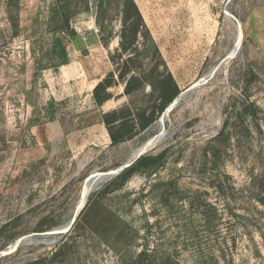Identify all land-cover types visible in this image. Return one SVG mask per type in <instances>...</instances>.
Listing matches in <instances>:
<instances>
[{
    "label": "rangeland",
    "instance_id": "rangeland-1",
    "mask_svg": "<svg viewBox=\"0 0 264 264\" xmlns=\"http://www.w3.org/2000/svg\"><path fill=\"white\" fill-rule=\"evenodd\" d=\"M122 3L72 0L69 39L49 32L55 0H0V264H136L157 239L161 194L176 190L235 214L221 227L232 251L215 264H264V206L247 189L254 176L264 192V0H137L148 32L131 39L132 16L121 47ZM166 70L180 92L164 127L169 108L111 144L103 119L157 111ZM109 76L98 106L94 89ZM237 115L214 166L211 142ZM148 157L157 160L138 163ZM126 164L131 177L107 189L101 175ZM217 171L237 190L218 197ZM183 225L163 222L162 240L183 237Z\"/></svg>",
    "mask_w": 264,
    "mask_h": 264
},
{
    "label": "trees",
    "instance_id": "trees-1",
    "mask_svg": "<svg viewBox=\"0 0 264 264\" xmlns=\"http://www.w3.org/2000/svg\"><path fill=\"white\" fill-rule=\"evenodd\" d=\"M71 2L72 0H55V7L48 21L49 32L65 33L69 39L76 37V32L71 28L70 17L66 13ZM132 16L137 18V23L131 30L132 35L130 38L135 41L141 30L148 32L134 1L123 0L121 47L126 38V25ZM62 57L64 59L67 57L65 46L62 47ZM127 74L128 71L125 70L124 75H122V73L119 74V78L123 79ZM111 78L112 76H109V78L104 79L94 89V102L98 106H101L107 100L106 98L99 97L98 92L111 87ZM157 79V111H151L147 115L143 114L139 123H135L130 117H123L116 120L114 118V121H109L106 117L103 119V123L108 130L111 144L115 145L124 140H130L134 136L145 131L154 122L156 112L162 113L165 111L179 95V88L168 70H166L164 74H157ZM134 82H137L136 77H130L124 86L125 93L129 94L134 90ZM240 118V115H237L234 119L230 116L225 118L220 132L211 142L218 143L217 146L213 145L209 149L214 166L222 162L224 144L230 142L234 135L232 130L238 125L241 120ZM233 120L239 121L233 123ZM114 124H118L119 131L116 133L109 129L110 126ZM156 160L157 159L150 157L141 158L138 163L154 162ZM218 172L219 171H217V175L210 180L209 184V188L215 191L218 197H224L227 193L232 194L233 191L237 190L232 183V179H230L226 173ZM132 173L133 168L131 166L124 169L106 184V188L108 189L114 185L123 186L131 177ZM255 183L256 178L253 176L250 178L247 189L251 188V192L253 193L252 200L264 206V192H260ZM261 186L263 187L264 183H262ZM101 194L102 192H99L97 196L99 197ZM171 194H161L160 202L164 208V212L159 219L156 220L154 226L158 230L157 239L155 242H151L149 239L144 241L145 244L141 246V250L137 253L136 264H215V262L220 259L225 261L232 251L231 246H229V241H232V239L226 236V234L221 233V227H230L231 224L227 222L228 220H226V217L230 216V218H232L235 216V214L227 208V204L224 205V201L219 203H212L208 200L201 201L200 197H191L189 195L182 197L183 194L177 190L173 195ZM171 221L176 222V224L181 221L184 222V236L176 237L174 241H168V243H166V241L164 242L162 240L163 233H160V225L163 222L168 223ZM207 236L212 239H209ZM177 239L181 240L177 241ZM64 244L65 243H63V245ZM179 244L181 247H179ZM204 246H207V254L203 252L204 249L202 248ZM215 251L219 254L216 257Z\"/></svg>",
    "mask_w": 264,
    "mask_h": 264
},
{
    "label": "water",
    "instance_id": "water-1",
    "mask_svg": "<svg viewBox=\"0 0 264 264\" xmlns=\"http://www.w3.org/2000/svg\"><path fill=\"white\" fill-rule=\"evenodd\" d=\"M173 103H171L170 105H169V107L172 105ZM168 107V108H169ZM131 166V164H126V165H124L123 167H121V168H119V169H117V170H115V171H112V172H109V173H106V174H103V175H101L104 179H108V178H110V179H112L113 177H115V176H117L118 174H120L124 169H127L128 167H130Z\"/></svg>",
    "mask_w": 264,
    "mask_h": 264
},
{
    "label": "bare ground",
    "instance_id": "bare-ground-1",
    "mask_svg": "<svg viewBox=\"0 0 264 264\" xmlns=\"http://www.w3.org/2000/svg\"><path fill=\"white\" fill-rule=\"evenodd\" d=\"M174 106V105H173ZM173 106L169 109H167L164 114L161 116V118L158 121V125L160 126V128L162 129L165 125L166 119L168 118L171 109L173 108Z\"/></svg>",
    "mask_w": 264,
    "mask_h": 264
},
{
    "label": "crops",
    "instance_id": "crops-1",
    "mask_svg": "<svg viewBox=\"0 0 264 264\" xmlns=\"http://www.w3.org/2000/svg\"><path fill=\"white\" fill-rule=\"evenodd\" d=\"M133 1H134L135 5L137 6V0H133Z\"/></svg>",
    "mask_w": 264,
    "mask_h": 264
}]
</instances>
